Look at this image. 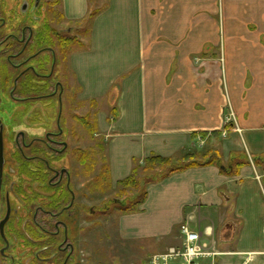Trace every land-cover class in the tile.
Listing matches in <instances>:
<instances>
[{"label": "crops", "instance_id": "obj_1", "mask_svg": "<svg viewBox=\"0 0 264 264\" xmlns=\"http://www.w3.org/2000/svg\"><path fill=\"white\" fill-rule=\"evenodd\" d=\"M52 1L77 39L59 78L103 146L93 176L105 164L115 186L151 155L215 158L153 179L117 213L130 262L179 247L186 225L210 253L200 264H264V0ZM21 106L8 98L1 117Z\"/></svg>", "mask_w": 264, "mask_h": 264}, {"label": "rangeland", "instance_id": "obj_2", "mask_svg": "<svg viewBox=\"0 0 264 264\" xmlns=\"http://www.w3.org/2000/svg\"><path fill=\"white\" fill-rule=\"evenodd\" d=\"M17 2L18 0H6V2L3 3L4 13L7 14V10L11 12L12 9H15L18 4ZM46 7H48V5H46ZM5 14L4 16H6ZM40 14L43 16L42 13ZM27 15H31V13L29 12ZM17 18L18 13L11 20L9 19L7 22L9 29L19 22ZM23 19L24 22H29L37 28L38 23L33 21L30 22V17H24ZM50 26L61 33H65L69 27L64 25L61 20L51 21ZM69 28L72 27L70 26ZM65 61L66 60L63 61L61 66L63 65L66 69ZM3 64H5V61L0 59L1 69ZM4 66H6V64ZM16 72L17 71L9 68V74L11 76L15 75ZM64 74H67L66 71ZM66 77L67 79H65V82H63L60 78L59 80L61 81V87L64 86L61 98V123L67 130L72 129V133L70 135L68 134L69 136H66V140L69 143L67 146L68 149L66 150L65 155L58 160H54V156L50 152H47L48 155L45 154L44 157L45 160L53 159L58 170L59 168H65L72 177L71 184L72 189L75 192L74 196H76L75 204L77 207L75 208L78 214L77 235L73 232V239L75 238L79 249L77 263L133 264L130 262L132 254H129L133 248L129 247L130 245L127 243L125 246L118 243L119 240L115 231V217L117 216V213L120 212L117 208L121 206V204H127L129 202L132 204L139 199L140 190L128 185L124 192H120L119 187L112 185L109 191L100 194L95 191L92 192L86 187V182H88L94 173L97 172L96 169H98V167L93 170L94 173L92 172L86 175L84 171L85 165L78 162L76 159L77 154H74V151H72L71 148L76 147L78 150L88 149L97 141V137H93L88 134V132L77 120L75 121L71 118L72 115L81 116L86 114L90 108L86 103L80 101L75 104L76 98H74L73 95V88L71 87L72 82L69 75H66ZM7 99L2 98V103L0 101V105H2V107ZM46 101V99L40 101V105L37 106V108L35 107L36 103L34 101H31L26 105L22 104L20 111L13 112V118H10V113H8L11 110H7L5 112L6 117L2 118V111L0 109V117L3 123L2 126H4L2 137L4 164L2 185L0 186V220H2L6 214V195L9 198L11 208L17 210V216L11 212L10 221L6 222L4 226V238L2 239L0 235V264H26V258L34 254L37 245L40 244L39 241L42 240L44 243L47 242L45 236L40 234H38L39 238L36 239V242L32 241L30 237L32 236V238H34L37 234H24L25 232L20 227V221L24 220L26 214L33 211L36 206H45L50 198L49 196L52 194V189H47L45 191V185L44 187L40 186L43 185V183L38 180V177L35 175H29L28 173H20V163L16 158L17 150L15 149L16 147L13 137L15 134L12 133V131L22 129L26 132L27 139H30L32 137H43L47 129H54V118L57 113V103L55 99H53L50 101L51 106L49 107ZM48 107L49 109H47ZM203 156V154L194 153L190 156V158H192L191 160H195L199 163L203 162ZM33 163L29 165L28 169L34 173L40 174L42 172L40 171L42 170L40 169V167H42L41 163L38 161ZM40 190L45 191V193H41ZM28 202L29 204H27ZM29 206L31 208L29 209L30 211L27 210ZM24 209L27 210V212ZM31 230L34 229L31 228L30 231ZM105 242L110 243L111 245L107 247ZM34 264H43V262H36Z\"/></svg>", "mask_w": 264, "mask_h": 264}, {"label": "trees", "instance_id": "obj_3", "mask_svg": "<svg viewBox=\"0 0 264 264\" xmlns=\"http://www.w3.org/2000/svg\"><path fill=\"white\" fill-rule=\"evenodd\" d=\"M55 2L51 0H48L46 5V13L44 14L43 20L41 25H38L37 28L32 27L33 25L29 22H23L19 21L17 24L14 26L10 27L9 29L8 24H6L0 27V42L3 41L2 39H6L11 32H15L16 35H18V38H20V32L24 28L25 24H30V27L33 30V35L29 40V43L24 47L25 41H20L16 37L10 36L8 39V42H1L0 43V59H6L9 55L11 54H16L18 55L17 61H20L23 58H27L30 54H33L37 52V50H41L43 47H50L53 48V50L56 53V61L55 62V72H58L59 66L63 64V61L66 60L67 53H69V49L72 48L74 45L77 43L76 37H73L70 34L66 33H61L52 26H50V22L54 20H61L60 16L56 14L55 10ZM45 5V6H46ZM3 11V12H2ZM2 11L0 12V16H3L4 10L2 8ZM5 17V16H4ZM8 30V31H7ZM27 34V32H26ZM47 49H45L46 51ZM42 52L44 51L41 50ZM46 56L44 60L41 59V63L45 60L47 62L42 63L40 65V69L38 70L39 72H48V68L50 67L52 62V56L48 51L45 52ZM40 60H32L30 61L31 64H36ZM62 61V62H61ZM8 64L9 60L7 61ZM6 62V63H7ZM5 63V64H6ZM3 64L2 69L0 68V96H8L9 93L12 92L13 97L15 98H10L14 102H18L20 104L26 105L27 103H30L31 101L33 102H40L43 99L47 100L46 102H50L53 99L52 98H24V97H32L35 95H41L43 93H49L54 89V79H58L59 75H56L55 77L50 76L48 78H41L37 75H35V72H32L29 69H25V71L22 73L20 69L16 70V74L14 75L15 78H17L16 81V87L14 88L13 83L11 81V75L9 74V67L6 64L4 66ZM39 67V66H38ZM37 72V71H36ZM16 99V100H15ZM22 99V100H18ZM1 100V98H0ZM2 102V101H1ZM75 119L82 125V127L88 132L90 135H94V132H96V122L94 121V117L92 114L86 113L81 116H75ZM0 124H3L1 121L0 117ZM101 143H98L94 147H89L88 149L85 150H75L74 154H77V160L80 162V164H84V171L86 175L94 172L93 170L96 169L97 165L100 162H103V146H101ZM41 145L39 142L35 141L34 144L31 146L29 154L33 155H41L43 154L44 151L39 148ZM16 147V146H15ZM17 150L16 158L18 162L20 163V173H28L29 175H35L39 179L43 175H49L50 173L48 172L49 169L47 168L44 163L40 162L42 167H40V171H42L40 174L34 173L33 171H30L28 169L29 165L33 163V161H28L22 154V152L15 148ZM47 150V151H46ZM46 155L47 152H50L48 149H46ZM51 153V152H50ZM194 152H187L184 154L183 160L179 162H173V160L169 157H163L159 155H151L147 157L144 160V164L142 166H136L133 167L132 172L127 176L126 178L117 181L116 186L119 187L120 192H124L126 190V187L128 185H131L135 189L140 190V195L139 199L134 202V203H127V204H121L117 209L122 212V213H130L138 209L140 204L144 201L146 193H145V188L148 183L153 181V179L157 178H162L170 173H173L178 170L185 169L190 166L194 165H201L205 163H213L215 160L214 157H211L209 155L203 156V162H196L195 160H191L190 156H192ZM54 156V160H58L59 158H62L64 155H60L57 153H52ZM190 158V159H189ZM52 159V160H53ZM39 162V161H38ZM34 164V163H33ZM107 166L105 164H102L101 169H99L98 174L95 176H92L88 182H86V187L92 191V192H98V193H106L109 191L111 188V183L109 182V177H108V170ZM43 173V174H42ZM121 187V188H120ZM53 189L51 190V192ZM54 197V196H52ZM64 193H62L57 199H52L53 202H48L45 204V206H42L44 208L50 209V210H57L58 206L55 205V203L62 198H64ZM29 204V202H28ZM39 208V206H36V208L30 212L29 217H32L35 214V211ZM31 209L30 206L27 210ZM30 211V210H29ZM42 216V213H38L37 217L39 218ZM37 233L35 230H28L27 234L29 235H35ZM41 235V234H40ZM45 236V235H43ZM36 239L39 238V235H35ZM38 247V245H37ZM35 255V253L33 254ZM32 262L36 263V260H32Z\"/></svg>", "mask_w": 264, "mask_h": 264}, {"label": "flooded vegetation", "instance_id": "obj_4", "mask_svg": "<svg viewBox=\"0 0 264 264\" xmlns=\"http://www.w3.org/2000/svg\"><path fill=\"white\" fill-rule=\"evenodd\" d=\"M6 0H0V12L2 11V8L4 6L3 3H5ZM18 4L16 5V10L12 9L10 12L7 10L6 16H0V27L6 24V22L11 20L17 13H18V20L24 22V17L29 18L30 22H38L41 19V14H44L46 12V6L44 4L47 3V0H18ZM30 10V11H29ZM3 12V11H2ZM31 13V15H27L28 13ZM21 32H20V38H18V35H16L15 32H11V34L6 37V39H2L1 42H8L10 39V36L18 38L20 41H25L24 47L29 43L30 38L33 35V30L30 27V24H25ZM27 32V34H26ZM66 34H70V30L67 29L65 31ZM0 42V43H1ZM44 51L42 52L41 50ZM50 53L52 56V62L50 67L48 68V72H39L40 65L42 63L47 62V60L43 61L41 63V59L44 60L46 56V51ZM41 50H37V52L30 54L27 58H23L20 61L18 59V55L11 54L6 59H4L5 63L8 65L9 68L12 70H18L20 69L23 73L25 69H29L32 72H35L37 76L41 78H48L50 76L55 77L56 75H59L58 72H55V62L56 61V53L53 50V48L50 47H43ZM32 60H40L36 62V64H31L30 61ZM39 66V67H38ZM37 71V72H36ZM57 73V74H56ZM17 75V74H15ZM57 77V76H56ZM11 81L13 83L14 88L16 87V81L17 78L13 75L11 77ZM54 89L50 91L49 93H43L41 95H35L32 97H24V98H52L55 99L57 103V113L55 114L54 118V129H47L45 131V134L43 137H32L30 139H27L26 132L22 129H17L16 131H12L13 134H15L14 137V144L19 149L23 156L28 161H39L44 163V165L47 166L49 169V175H43L40 179H38L43 185H40L41 187H44L45 185V191L47 189H53L51 192L52 194L49 196V202H53L52 199H57L62 193H64V198H62L60 201L58 200L55 205L58 206L57 210H50L47 208H44L42 206H39L37 210L35 211V214L32 217H29V214H26L24 220L21 222V228L25 232L24 234H27L26 232L30 230L31 228L34 229L38 234L45 235V238L47 240L46 243H44L42 240L39 241L40 244H38V247L36 248V251L34 252L35 255H31L30 257H27L26 264H34L32 260H36L37 262H43V264H78V245L75 241V238L73 239V235L78 230L77 227V219L78 214L75 207L76 206V196H74L75 192L72 189V177L68 170L65 168H59V170L56 168L55 163L53 160H45L44 155L45 150L48 149L51 154L57 153L65 155L66 150L68 149V141L66 140V136L71 134V130H67L65 127L62 126V120H61V110H62V94H63V87H61V81L58 79H54ZM6 98H15L12 95V92L9 93V95ZM16 100V99H15ZM18 100V99H17ZM22 100V99H19ZM18 100V101H19ZM39 102H36V108L39 106ZM10 113V112H9ZM13 114L10 113V118H13ZM12 116V117H11ZM76 115H72L71 118L76 121L75 119ZM29 118V117H28ZM30 119V118H29ZM2 125V124H1ZM4 128V126H3ZM66 129V132H65ZM68 135V136H69ZM37 141L41 145L39 148H41L43 154L41 155H33L29 154L30 151L29 148L34 144V142ZM72 151L77 150V148H71ZM2 174V173H1ZM3 178V174H2ZM2 178L0 180V186L2 185ZM1 188V187H0ZM41 193H45V191L40 190ZM54 196V197H52ZM6 201L9 198L6 195L5 197ZM59 199V198H58ZM24 201V200H23ZM48 202V204H49ZM25 203V202H24ZM28 204V203H27ZM26 204V206H27ZM10 207V213L9 218L6 222L10 221V215L11 212L15 216H17V210L12 209L9 203ZM6 209H7V202H6ZM25 210V209H24ZM27 212V210H25ZM38 213H42V216L39 218L37 217ZM1 221V220H0ZM6 222H4L6 224ZM4 224V226H5ZM4 229V227H3ZM36 233V234H37ZM77 235V233H76ZM3 239V237H1ZM35 238V239H34ZM30 239L34 242H36V237Z\"/></svg>", "mask_w": 264, "mask_h": 264}, {"label": "built area", "instance_id": "obj_5", "mask_svg": "<svg viewBox=\"0 0 264 264\" xmlns=\"http://www.w3.org/2000/svg\"><path fill=\"white\" fill-rule=\"evenodd\" d=\"M232 115L233 113L229 111V114L225 117L226 123L234 121ZM179 228L182 235L181 245L171 247L166 252L152 255L149 264H200L201 258L210 254L201 242V234L198 231H192L186 225H181ZM248 261L245 260L244 264H249Z\"/></svg>", "mask_w": 264, "mask_h": 264}, {"label": "water", "instance_id": "obj_6", "mask_svg": "<svg viewBox=\"0 0 264 264\" xmlns=\"http://www.w3.org/2000/svg\"><path fill=\"white\" fill-rule=\"evenodd\" d=\"M3 126L0 124V180L2 178V174L3 173V164H4V157H3ZM7 202V209L5 210L6 211V214L4 216V218L0 221V235L1 237L4 238V232H3V227H4V222H6L9 218V213H10V207H9V202L8 200L6 201Z\"/></svg>", "mask_w": 264, "mask_h": 264}]
</instances>
